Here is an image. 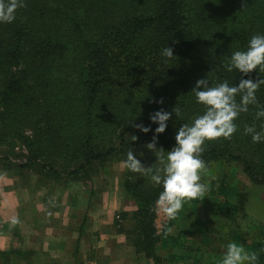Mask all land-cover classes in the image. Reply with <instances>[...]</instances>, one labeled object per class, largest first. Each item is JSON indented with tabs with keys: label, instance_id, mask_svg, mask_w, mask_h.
<instances>
[{
	"label": "trees",
	"instance_id": "16d2710c",
	"mask_svg": "<svg viewBox=\"0 0 264 264\" xmlns=\"http://www.w3.org/2000/svg\"><path fill=\"white\" fill-rule=\"evenodd\" d=\"M256 33H264V0H25L12 22L0 23V169L21 178L36 174L39 185L47 187L91 181L107 163L124 161L129 146L137 157L144 151L154 133L135 124L154 129L149 113L177 106L182 117L173 112L157 134V147L167 152L176 129L203 111L191 92L196 80L208 77L210 86L225 79L238 83L241 73L225 65ZM167 45L175 54L171 59L161 56ZM250 75L264 78L255 69ZM256 97L264 105V84ZM161 99L162 104L156 102ZM255 110L249 105L240 113L230 139L205 142L201 155L216 177L206 195L216 215L227 214L232 204L224 165L230 173L240 165L252 182L264 184V142L254 143L243 133L245 124L259 129L264 120L254 119ZM151 157L156 159L154 153ZM138 177L125 168L119 179L136 205L132 229L124 230L127 242L152 264L172 262L177 256L159 254L156 244L164 239L167 246L189 249L180 240L197 230L195 222L171 230L186 215L188 201L159 233L154 217L161 186L147 174ZM227 234L257 252L258 264H264L263 228ZM210 242L203 235L201 245ZM218 261L213 257L211 263Z\"/></svg>",
	"mask_w": 264,
	"mask_h": 264
},
{
	"label": "clouds",
	"instance_id": "9594fccd",
	"mask_svg": "<svg viewBox=\"0 0 264 264\" xmlns=\"http://www.w3.org/2000/svg\"><path fill=\"white\" fill-rule=\"evenodd\" d=\"M24 6L25 0H0V23L12 22L16 9ZM161 56L173 58V48L169 45L163 47ZM225 67L228 71L235 69L241 73L239 82L231 84L225 79L210 86L208 77L197 79L191 92L196 102L203 105V111L195 115L191 123L181 124L176 129L175 144L167 152L163 147H157V134L165 131L173 112L176 117H182L179 107L174 106L172 112L159 108L149 113V120L156 124L154 129L143 123L134 125L145 133L153 131L146 147L155 154L156 163L145 166L129 146L123 165L131 172L149 175L155 185L161 186L155 210L163 213L166 219L175 218L186 201H201L210 191L211 182L216 177L209 173L208 164L201 155L205 150V142L220 137L230 139L238 129L236 118L240 113L247 112L249 105L256 106L254 119L264 118V105L256 97V91L264 84V78L253 80L250 75L254 69L264 72V33L253 34L246 48L232 51ZM156 102L162 104L163 100ZM243 133L250 135L254 143L264 142V120L259 129L254 123L245 124ZM136 139V135L131 138L133 141ZM11 223H17V218L13 217ZM258 260L257 252L229 241L218 264H258Z\"/></svg>",
	"mask_w": 264,
	"mask_h": 264
},
{
	"label": "crops",
	"instance_id": "0c3cea01",
	"mask_svg": "<svg viewBox=\"0 0 264 264\" xmlns=\"http://www.w3.org/2000/svg\"><path fill=\"white\" fill-rule=\"evenodd\" d=\"M8 176L0 172V264H152L119 230L117 183L104 181L97 191L96 179L87 190L78 183L69 190L38 189L22 203Z\"/></svg>",
	"mask_w": 264,
	"mask_h": 264
},
{
	"label": "rangeland",
	"instance_id": "374dc122",
	"mask_svg": "<svg viewBox=\"0 0 264 264\" xmlns=\"http://www.w3.org/2000/svg\"><path fill=\"white\" fill-rule=\"evenodd\" d=\"M15 151H18L20 154L26 153L23 146H16ZM152 154V150L148 149L145 145L144 151L138 152L137 158L140 159L144 165L146 164L145 159L152 160L153 164H155L156 159L151 157ZM234 167L236 172L234 171L231 173L229 172L230 168L228 165H224L223 167V170L228 171L229 173L228 180L232 188V192L230 191L231 193L229 191L226 192V195L229 196V201L232 202L229 212L227 214L222 213L221 215H216V213L211 210L212 204H209L207 196H205L196 205L193 202L188 201V206L184 208L187 216L184 215V217L176 219L171 230L174 233L178 227L189 229V223L194 221L195 227H197L199 232L197 230L195 232L188 230V234L180 240L181 243L187 245L189 249L167 246L164 239H160L156 244L157 252L166 256L169 252H172L173 255L177 256L172 260V262L162 261V264H217L218 262H211L213 257L215 258V261H218L219 256L220 258L222 257L225 245L231 241L229 235L227 234L229 230L240 229L251 233L260 228L264 229V184L252 182L243 172L240 165H234ZM0 172L2 174L9 175L8 177L10 178H15V181L17 182V186L15 188L18 189L20 194L24 195L23 198L21 197L22 203H24V200H27L29 194L31 198H35L32 194H34L35 190L38 189H45L50 192H55L56 190H69L75 183H78L79 187L83 186L86 190L89 188V181L82 183L79 181L72 182L65 187H61L60 185L51 186V182L49 181L50 184L48 188L47 185H39L36 181V174H27L26 177L21 178L15 173L8 174L1 169ZM124 172L125 167L123 165V161L114 160L107 163V166L92 179L98 180V183L95 182L98 184L96 186V191L104 186V181H106L107 184H112V182H114V184L117 183L120 186H118V189H115L117 195L116 198L114 197V201L117 204H122L123 210H121V213L116 214L115 220L118 224H120L119 230L126 238L124 230L132 229L131 225L133 221L130 219V215L132 211L136 209V205L121 187L119 179H122ZM135 174L139 177L142 176L140 173ZM100 191L102 192V190ZM72 200H75V197H72ZM234 203L238 204L239 208H235ZM23 211H25V213L28 211L27 206H25ZM123 213L124 216H129L123 218ZM190 214H192L193 220L189 217ZM219 217L222 218L221 221ZM169 220L170 219H166L163 216V213L155 211L154 226L156 231L160 233L165 223ZM201 229H204L206 233H202L200 231ZM203 235H205V238H210L211 241L210 244L207 246L205 245V247L201 245Z\"/></svg>",
	"mask_w": 264,
	"mask_h": 264
}]
</instances>
